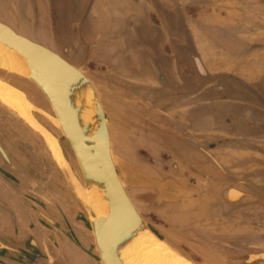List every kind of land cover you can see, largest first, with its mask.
I'll list each match as a JSON object with an SVG mask.
<instances>
[{
	"label": "crops",
	"instance_id": "1",
	"mask_svg": "<svg viewBox=\"0 0 264 264\" xmlns=\"http://www.w3.org/2000/svg\"><path fill=\"white\" fill-rule=\"evenodd\" d=\"M0 21L59 53L69 51L67 59L91 73L115 122L111 145L146 174L184 176L165 168V144L191 167L193 159L209 161L193 142L233 181L264 189V0H0ZM197 62L209 74L230 77L207 79ZM14 156L27 174L0 163V241L32 259L0 248V264H53L45 256L89 264L86 253L46 225L52 213L44 176L28 171L26 157ZM204 177L210 184L201 196L171 202L156 216L200 264H248V253L264 248V201L229 203L223 191L244 184Z\"/></svg>",
	"mask_w": 264,
	"mask_h": 264
},
{
	"label": "water",
	"instance_id": "2",
	"mask_svg": "<svg viewBox=\"0 0 264 264\" xmlns=\"http://www.w3.org/2000/svg\"><path fill=\"white\" fill-rule=\"evenodd\" d=\"M1 47L16 52L24 60L29 73L26 76H20L26 81L20 79L17 81L26 88L39 92L51 110L49 113L34 106L33 114L34 112L41 113L54 123L61 136L66 139L76 162L77 167L73 169L59 141L62 164L51 156L70 189V192L66 194L73 201L76 220L90 231L92 237L90 243L92 249L85 247L73 235L75 244L98 264H126L123 256L126 255V260L131 262V255L135 252V242L144 233L146 237L164 245L184 259H191L162 239L150 227L128 195L126 187L151 188L156 191V202H174L182 197L204 193L208 187L207 177L204 179L203 188L194 191L184 188L172 178L158 179L149 176L137 165L113 151L107 118L98 90L81 66L74 65L59 52L17 32L12 26L2 21H0ZM196 66L199 74L210 80L220 76L230 77L228 74H209L199 62ZM0 69H7L15 75H20L2 64H0ZM33 114L31 116L34 123L20 118L41 138H44L47 130L34 118ZM11 117L18 122L15 117ZM189 143L202 151L209 161L230 178L206 148L193 142ZM0 153L12 169L17 173H22L9 162L1 144ZM226 183L246 184L264 195V192L244 180H226ZM230 189L238 191L236 198L232 199L227 196ZM250 195L233 186L223 191V197L229 203ZM99 206L101 210L106 209L105 213L98 212ZM63 219L69 226L64 216ZM0 248H7L32 259L16 244H3L0 241ZM35 251L36 257L42 256L38 249ZM45 257L53 264H62L60 258ZM247 260L248 262L264 261V251L249 252Z\"/></svg>",
	"mask_w": 264,
	"mask_h": 264
},
{
	"label": "rangeland",
	"instance_id": "3",
	"mask_svg": "<svg viewBox=\"0 0 264 264\" xmlns=\"http://www.w3.org/2000/svg\"><path fill=\"white\" fill-rule=\"evenodd\" d=\"M48 46H50V45H48ZM60 54H62L66 58H69V51L61 50ZM82 69L90 77V79L93 81V83L95 84V86L97 88L95 79H93V76L91 75V73H89L85 69V67H83V66H82ZM0 70H2V69H0ZM11 74H13V73H11ZM16 76H18V75H16ZM19 79L20 78H17V80H19ZM17 80H16V82L18 84L22 85ZM20 80H22V79H20ZM23 81H26V79L23 78ZM22 86L25 87L24 85H22ZM27 89H29V88H27ZM97 90H98V88H97ZM98 93H99V96H100V99H101V102H102V105H103L102 95H101V92L99 90H98ZM0 100L3 103H5L1 98H0ZM1 101H0V144L2 145V147L4 148V150L6 152L8 151L10 153V156L13 159H14V155L16 153H19L20 155L26 157L30 161V162L26 163V165L29 168L28 171L32 172L33 174H34V172L36 174L40 173L41 176H44L45 180H44L43 183L47 184L49 182V178L50 177L54 178V176H55V178L57 180L60 181L61 187H60V189H58V191L60 193H62V195L64 196V198L62 197V202H60V200H58V199H57V201L54 200V197L53 196L51 197L49 195V192H48L49 190H48V186L47 185L42 186V189L44 190V192H46L45 194H47L46 199L44 198L45 199V204L48 207V210L50 209L51 213L52 214L54 213L53 217L49 216V215H52V214H49L44 219H45L46 225L48 227L49 226L51 227V226L55 225V223H56V225L58 226V229H59L58 231H60V233L62 235V239H66L67 241H69V243L72 245L73 249H75V246H76L80 251H82L75 244V242L73 241V237L72 236L74 234L70 233V235L69 234L65 235L64 233H62V230L64 229L63 225H65V226L70 228L69 218H71L72 221H76V222H78V221L76 220V214L74 212L73 201L66 194L67 192H70V189H69V187H68V185H67V183H66V181H65V179H64V177H63V175H62V173L60 171V169L56 165L55 161H54V165L55 166L53 167L54 170H52L51 167L45 168L44 166L43 167L39 166V164L43 163L44 160L46 159V157H44V156L42 157L41 153L36 149V147L34 145V144L37 143V141L39 142V137L41 138V136L37 132L33 131L27 125V123L25 121H23L16 113L11 111L6 106L7 105L6 103H5L6 105H4ZM103 108H104V106H103ZM44 111H46V110H44ZM46 112H48V111H46ZM35 113L39 114L42 119H45V120L49 121L50 123H52L47 117H45L41 113H38V112H35ZM49 113H51V112H49ZM105 115H106V118H107L108 129H109V126L110 125L111 126L114 125L115 122L111 121L113 119L112 116H110L111 119H109V117H107L108 115L106 114V112H105ZM11 116L15 117L18 120L19 123L17 121H15L14 119H12ZM164 121H167V120L164 119ZM164 126L167 127V125L165 123H164ZM55 128H56V126H55ZM56 131H57V137H58L59 141H62L64 143V145L67 147V149L70 151L72 159H73V162L75 163V166L77 167L76 162L74 160V157L72 155L71 149H70L66 139L63 136H61V134L59 133L57 128H56ZM50 132H52V131H50ZM52 134H54V133L52 132ZM109 135H110V131H109ZM4 144H6L7 146H5ZM112 149H113V151L116 154H118L119 156L123 157L122 155H120L117 152V149L115 147L112 146ZM161 151H162V149H161ZM162 153H166V152L162 151ZM167 154L169 155V156H166L167 158H165V156H161L162 160H163V162L165 164V168L168 169V171H171L172 173H178V172L181 171V174H183L184 176H181V177L178 176L177 178H174V180L176 182L180 183V185H182V186L187 185V186L194 187V189H193L194 191H199L200 189L203 188L202 185L204 184V179H205L204 175L205 174H209V175L213 176V178L210 179L209 182H217L216 181L217 179H219V180H234V178L226 177V175L224 173L223 174H224L225 177H221V176H223L221 171H219V168L216 165H214L211 161H206V160L200 161L198 159H193L192 163L195 165V167H191L188 163L180 161V159L174 158L175 160L172 161L171 159L174 156H172L169 152ZM123 158L126 159L125 157H123ZM169 158H171V159L168 161L167 159H169ZM0 159H2V160H0L1 161L0 163L2 165H6L13 172H16V170H14V169H12L10 167L8 162L4 161L1 153H0ZM14 166H16V165L14 164ZM72 167H73V165H72ZM76 167L75 168L73 167V169H76ZM151 168L153 170L160 171L159 166H154V167H151ZM1 169L4 170L2 167H1ZM197 169L200 170V173L197 172ZM162 171H164V170H162ZM17 174H20V173H17ZM23 174H27V173L24 172ZM159 174H160V177H155V178H158V179L167 178V177H163V175H161L162 173H159ZM151 177H153V176H151ZM23 183H24V187H26L27 185L25 184V182H23ZM208 184H210V183H208ZM224 184L226 186L228 185V183H226V182ZM28 186H29V188H33L32 187L33 185L32 186L28 185ZM241 186H242V191H245V192L251 194L250 196H244L243 198L253 197V198L257 199L256 201H264V195H262V194L258 193L257 191H255L251 186L246 185V184L241 185ZM184 187H186V186H184ZM37 188H39V187L37 186L36 189ZM257 188L260 189L262 192H264V189L260 188L259 186ZM207 189H208V187L206 188V190ZM27 190H28V188H27ZM126 191H127L128 195L130 196V198L132 199V201L134 202V204L136 205V207L138 208V210L141 213V215L143 216V218L147 221V223L150 225V227L162 239L166 240L169 244H171L173 247H175L178 251H180L184 255L188 256L192 260H194V261H196L198 263L200 262L197 256L193 257V253H189L188 252V250L186 249L187 247L184 246L183 243L178 242L177 239L171 237L166 232V230H165L166 229V221L162 220V218L160 219V218H158L156 216L158 214L159 210H165L167 205L169 203H171V202H168V201L156 202V191L154 189H151V188L128 186V187H126ZM202 194L194 195L193 196L194 198H190L192 196H188V197H182L181 199H185V201H189V199L190 200H196L197 199L196 197L201 196ZM29 198L32 199V200H35L33 198V196H31V195H29ZM63 201L65 202V204L63 203ZM245 205H247V204H243V206H245ZM213 206H214V208L218 207L217 203L213 204ZM81 209L82 208H80V210ZM81 211H83V210H81ZM63 216L69 222V226L65 223V221L63 219ZM161 221H163V222H161ZM89 241L91 243L92 237H91V239H89ZM90 249H92V248L90 247ZM255 250L264 251V248H257V249L255 248ZM82 252L85 253L84 251H82ZM253 252H257V251H253ZM213 256H215V255H213ZM242 259L245 260L246 257L245 258L242 257ZM248 264H264V261H254V262H249Z\"/></svg>",
	"mask_w": 264,
	"mask_h": 264
},
{
	"label": "bare ground",
	"instance_id": "4",
	"mask_svg": "<svg viewBox=\"0 0 264 264\" xmlns=\"http://www.w3.org/2000/svg\"><path fill=\"white\" fill-rule=\"evenodd\" d=\"M0 64L20 74L19 76H26L29 73L24 63V60L20 55H18L14 51L8 50L3 47L0 48ZM5 71H7V69ZM7 72L11 73V71L9 70ZM0 98L7 105L1 100L0 101L4 105H6L11 111L16 113L19 117L24 118L25 121L34 123L31 115L33 114L32 110L35 105L27 98L26 93L21 88L17 87L16 85H13L5 79L0 78ZM33 116L38 121L34 114ZM42 126L47 130L45 137L42 138L47 148V151L50 155L53 156L55 160L62 164L63 159L58 146V138L54 134H52V132H50L43 124ZM230 191H235L237 193L236 197L239 194L237 190L230 189L227 192V196L229 198H231L229 196ZM100 208L101 206H99L98 210ZM105 210L106 209L103 208V210L100 209L98 212L102 211V213H105ZM135 244V252H133V254L131 255V262L129 263L126 260V255L123 256L126 261V264H197L191 259H184L182 256L172 252L170 249H167L164 245L158 244L155 240L146 237L144 233L139 236Z\"/></svg>",
	"mask_w": 264,
	"mask_h": 264
},
{
	"label": "flooded vegetation",
	"instance_id": "5",
	"mask_svg": "<svg viewBox=\"0 0 264 264\" xmlns=\"http://www.w3.org/2000/svg\"><path fill=\"white\" fill-rule=\"evenodd\" d=\"M0 78L2 79H5L7 81H9L10 83H12L13 85H16L17 87L21 88L25 93H26V96L27 98L37 107L39 108H42L48 112H51L50 108H49V105L48 103L45 101V99L40 95L39 92H37L36 90L34 89H27L25 87H23L22 85L18 84L16 82L17 78H20L23 80V78L19 77V76H16L14 74H11L10 72H7V71H4V70H0ZM10 112V111H9ZM34 115L36 116V118L38 119V121L43 124L44 126H46L50 131H52L54 133V135L57 137V131H56V128L55 126L50 123L49 121L45 120V119H42L41 116L37 113L34 112ZM176 142L178 143V145L184 149L185 148V144H184V141L182 138L179 137V139L176 140ZM61 145H62V148L68 158V160L70 161V163L73 165V167L75 168V163L73 162V159H72V156H71V153L70 151L67 149V147L64 145V143L62 141H60ZM36 149L41 153L42 157H46V159L44 160L43 163H40L39 166H44L45 168H48V167H51L52 170L53 167L55 166L54 165V160L52 159L51 155L49 154V152L47 151V148L45 146V143L43 142L42 138L39 137V142L37 141L36 144H34ZM164 147L166 149H170V154L176 158H179L181 160H185L184 156H182V154H180L179 152L175 151L172 146L170 145H164ZM4 149V148H3ZM185 150V149H184ZM5 151V150H4ZM6 155L8 156L9 158V162L11 164H15L16 168L21 172V169H20V164H19V160L16 156H14V159L10 156V153L7 151H5ZM51 157V158H50ZM4 159V158H3ZM4 161L7 162L6 159H4ZM37 162V161H36ZM25 170V169H24ZM197 172L200 173V170L197 169ZM22 173H23V170H22ZM17 174V173H16ZM20 175V174H19ZM167 178H171V177H167ZM219 180V179H218ZM48 186V192H49V195L52 197H54V200L57 201L60 200V202H62V197L64 198V196L62 195V193H60L58 191V189H60L61 187V183L59 180H57L54 176L53 177H50L49 178V182L46 184ZM63 203L65 204V202L63 201ZM69 222H70V228L63 225L64 229L62 230V233H64L65 235L72 233L74 234L77 239L85 246V247H88L90 248V241L89 239H91V234L90 232L85 228L83 227L81 224H79L78 222L76 221H72L71 218H69ZM56 225V223H55ZM56 230H58V226L56 225L54 227ZM64 231V232H63ZM84 254V253H83ZM85 257L89 260V264H98L96 263L95 261H93L87 254H84ZM87 260V261H88Z\"/></svg>",
	"mask_w": 264,
	"mask_h": 264
}]
</instances>
